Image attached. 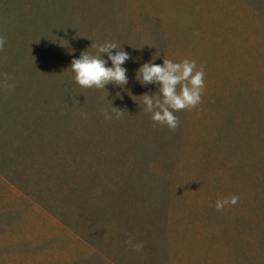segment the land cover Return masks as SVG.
Instances as JSON below:
<instances>
[{
	"label": "rangeland",
	"instance_id": "1",
	"mask_svg": "<svg viewBox=\"0 0 264 264\" xmlns=\"http://www.w3.org/2000/svg\"><path fill=\"white\" fill-rule=\"evenodd\" d=\"M0 36V264H264V0H0ZM106 40L126 91L74 80ZM152 56L204 69L175 129Z\"/></svg>",
	"mask_w": 264,
	"mask_h": 264
},
{
	"label": "clouds",
	"instance_id": "2",
	"mask_svg": "<svg viewBox=\"0 0 264 264\" xmlns=\"http://www.w3.org/2000/svg\"><path fill=\"white\" fill-rule=\"evenodd\" d=\"M4 44L5 38L0 36V48H3ZM60 44L68 46L69 41L67 40V44ZM95 48L94 54L83 50L78 57L72 58L70 68L74 73L75 82L84 88H107L108 84H112L126 91L125 86L129 77L125 61L130 58V53L123 45L118 46L115 42L107 40L96 44ZM155 58L156 56H152L148 61L141 63L135 72V78L139 83L157 84L159 88V92L143 93L144 111L150 113V118L158 124L175 129L178 123L175 110L192 108L201 102L204 69L198 68L196 61L188 58L180 61L163 58L162 63H155ZM6 86L10 88L13 84ZM117 93L119 96L120 92L117 91ZM112 111L117 118L122 115L117 107H114ZM104 115L105 119L111 118L106 109ZM238 199L236 194L218 198L215 201V207L218 210L223 209L226 205L235 204ZM126 243L137 251L143 247L142 241L133 243L132 237H129Z\"/></svg>",
	"mask_w": 264,
	"mask_h": 264
}]
</instances>
